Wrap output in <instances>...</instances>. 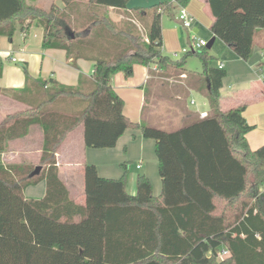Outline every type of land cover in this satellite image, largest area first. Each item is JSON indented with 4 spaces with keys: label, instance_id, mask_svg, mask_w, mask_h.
Returning <instances> with one entry per match:
<instances>
[{
    "label": "trees",
    "instance_id": "16d2710c",
    "mask_svg": "<svg viewBox=\"0 0 264 264\" xmlns=\"http://www.w3.org/2000/svg\"><path fill=\"white\" fill-rule=\"evenodd\" d=\"M187 1L126 9L128 0H86L77 8L62 0V7L52 3L45 10L32 0H0V36L11 38L14 20L37 17L43 48L64 49L72 63L93 62L91 74L72 85L33 78L23 67L24 86L0 90L27 107L0 120V264H264V143L249 147L245 135L253 126L242 106L220 110L225 71L208 65L215 57L206 45L176 59L161 51V14ZM207 1L213 36L247 60L257 31L264 30V0ZM81 8L88 11L87 28L77 30L72 15ZM109 9L122 17L113 21ZM192 54L201 59V72L185 69ZM137 63L154 64L156 75L171 67L186 71L180 73L187 86L207 101L206 114L186 111L173 130L131 121L111 77L131 75ZM79 124L85 147L112 148L127 128L153 139L160 195H152L144 174L136 177L135 194L126 192L128 161L118 178L102 177L84 163L85 200L75 203L58 175L55 152ZM34 126L42 130V168L29 176L36 165L4 164L1 156L7 142ZM43 179L44 196L26 198L24 189ZM222 249L228 253L219 257Z\"/></svg>",
    "mask_w": 264,
    "mask_h": 264
},
{
    "label": "crops",
    "instance_id": "0c3cea01",
    "mask_svg": "<svg viewBox=\"0 0 264 264\" xmlns=\"http://www.w3.org/2000/svg\"><path fill=\"white\" fill-rule=\"evenodd\" d=\"M159 1L154 0L153 3ZM54 2V0H51L50 4ZM185 5L189 13L194 17V25L191 29L181 27L186 29L187 32L193 30L200 37H208L209 40L214 38L212 44L219 49L211 52L215 57V61L218 64H223L225 71L220 88L219 108L224 111L239 106L243 107L242 115L247 123L253 126L245 137L249 147L254 149L264 143V30L257 31L252 54L247 60H243L222 40L213 36L210 30L213 16L207 0H188ZM176 8L170 15L179 23ZM11 24L13 26L11 38L2 35L7 37L8 47L0 55V90L23 87L25 84L23 67H26L29 75L33 78H54L60 83L67 85L75 84L80 74H91L93 69L91 60L78 58L75 63H72L67 58L64 49L43 48V29L28 16L21 21L14 20ZM34 26L42 29L40 33L41 40L35 46L30 47L26 41ZM203 34L205 36H202ZM177 35H179V38L183 37L179 33ZM17 36L23 44L14 47L13 39L17 38ZM33 36L37 37V33H34ZM173 37L174 35L166 34L163 39L162 36V47L164 45L163 40L164 42H169ZM9 50L11 53H8ZM13 54L17 59L14 62L11 60V57H14L12 56ZM18 62L21 63L22 68L17 65ZM217 63L216 66H218ZM153 69L154 64L143 65L137 63L133 65L131 75L126 76L120 71L114 73L111 77V84L114 90L124 101L123 112L131 121L138 122L141 119L145 121L146 118L149 121L151 115L161 114L157 115L161 116L158 117L159 119L157 118V125L167 130H173L183 124L186 118V111H208V108H206L208 104L205 98L200 109L190 108L185 102L179 108L170 105H166L163 108L160 105L157 107V104L150 105L146 97L150 80L155 77L151 72ZM184 90L182 88V91ZM186 91L189 93L196 90L188 87ZM191 100L194 101V99ZM191 100L189 104H194L195 101L191 103ZM16 102L18 101H4V99L0 98V120L2 116L27 108L25 104L21 102L16 104ZM14 106L21 107L10 112L11 107ZM145 123L148 124V122ZM80 125L82 126V124L78 126ZM78 126L66 135L55 152L58 175L68 189L70 198L75 203L83 204L85 200L84 163L94 164L97 173L102 177L118 178L123 174L122 166H120L123 161H136L134 162L136 163L135 169L127 168L125 172L126 192L135 194L136 177L138 174H144L150 180L152 195L154 197L160 195L162 181L158 170V160L153 139L144 138L138 128H127L112 148L85 147L83 143V127L82 136L80 133L77 135V142L72 139ZM41 144L42 130L34 126L27 136L7 142L5 151L1 156L2 162L4 164L25 163L37 165L41 153ZM137 164L140 165L138 168L136 167ZM45 191L46 183L43 179L36 184L28 185L24 189V195L26 198H41L44 196Z\"/></svg>",
    "mask_w": 264,
    "mask_h": 264
},
{
    "label": "rangeland",
    "instance_id": "374dc122",
    "mask_svg": "<svg viewBox=\"0 0 264 264\" xmlns=\"http://www.w3.org/2000/svg\"><path fill=\"white\" fill-rule=\"evenodd\" d=\"M54 1L57 2L59 7H62V5H63L62 0H54ZM85 1L86 0H68V7L69 8L81 7L80 4H83ZM32 2H34L37 5V7H40L41 9L46 10L48 7H50L51 0H49V1L48 0H33ZM153 2H154V0H128L126 7H127V9H132L135 7L150 8L151 6H153L155 4ZM178 9L179 8H176L177 13H178ZM82 11H83L82 8H81V10L78 11V14L80 16L79 15L78 16L72 15V17H73L72 20H74V22H72V23L74 25H71V27L74 28V26H75L77 30H79L80 28H87V25L85 24V22H87L86 20L88 19L87 15H86L88 11L87 12H85V11L82 12ZM108 13H109V15L113 21H118L122 17V11L121 10L109 9ZM80 17H82V18L85 17L84 18L85 20L83 19L84 22L81 21L82 18H80ZM33 20L37 21V17L33 18ZM179 23H177L173 19V17H171V15L169 13L163 12L161 14V26H162L163 39H164V35H166V34L174 35L173 39L169 42H164V40H163L164 45H163L161 51L163 54L168 55L172 59L181 58L183 55L187 54L188 52L187 53L181 52V49L183 47H185L186 49L189 50L190 47L192 46L193 42L194 41L196 42L198 39H203L206 42L209 41L208 37H200L199 35L195 34L193 32V30L188 31L189 34L187 35V33H188L187 30L182 28ZM41 31H42V29L40 27H37V26H34L31 29L30 35L28 36V40L26 41L28 46L31 47V46H35L36 44H38V42L41 40V34H40ZM34 33H37V37L33 36ZM178 33L183 35V37L179 38V35H177ZM202 36H205V35L203 34ZM0 38H1V40H0V55H1L2 53H4L6 51L5 48L8 47L7 46L8 39H7V37H3V36L2 37L0 36ZM13 43H14V47H18L19 45L23 44L20 41V38L18 36H17V38L13 39ZM216 49L219 50L213 44L208 48L209 52H213ZM173 52H177L178 55L176 57L173 56ZM8 53H11V51L9 50ZM12 56L15 57L14 54ZM216 63L217 62L215 60H211L208 62V65L214 66V65H216ZM20 64H21L20 62L17 63L18 66ZM20 67H21V65H20ZM185 69H188L190 71H199V72H201L203 70V63L197 54L188 55L186 57ZM180 72L185 73L186 71H184V70L182 71L180 69H176V68H172V67L167 68L166 71H163L161 75H159V74L156 75V74H154V71H153V74L155 75V77H153L150 80V83L148 85L149 87L147 90V97H146L147 102L150 105L157 104V107H159V105H160V107H162V108L165 107L166 105H170L172 107L179 108L181 105H184V102L187 103V105L190 108H193V109L202 108L201 104L203 103V100L205 97L196 91H190L189 93H187L186 89H188V87H187V84L185 83V80H184L185 76H184V74H182ZM181 87L185 90L182 91ZM0 98L4 99V101L5 100L6 101L14 100L9 95L3 94V93H0ZM191 99H194V101H195L194 104H189V101ZM16 104H18V102H16ZM18 107H21V106H18ZM18 107H15V106L11 107L10 112L17 109ZM206 108H208V106H206ZM159 113H161V112H159ZM157 115H161V114H156L155 116L151 115L150 120L147 121V118H146L145 122H148L149 125L152 124L153 126L160 127V125H157L158 124L157 120L159 119L158 117H161V116H157ZM81 132H82V126L80 125L75 129L74 136H72V139H75L74 140L75 142H77L76 140L78 139L77 135L79 133L81 135ZM134 162H136V161L129 162L127 165V168L134 170L135 164H136Z\"/></svg>",
    "mask_w": 264,
    "mask_h": 264
},
{
    "label": "built area",
    "instance_id": "2783aa9c",
    "mask_svg": "<svg viewBox=\"0 0 264 264\" xmlns=\"http://www.w3.org/2000/svg\"><path fill=\"white\" fill-rule=\"evenodd\" d=\"M177 19L180 22L181 26L186 28V29H191L192 26L194 25V17L189 13V11L187 10V8L185 6H180L179 5V9H178V13H177ZM207 42L203 39H198L196 42H193V46H191L192 48H199L201 46L206 45ZM188 51V49H186L185 47H183L181 49V52L186 53ZM9 56V54H7ZM178 53L177 52H173V56H177ZM11 60L14 62L17 59L15 57H11ZM218 68H223V64L219 63ZM191 103H194L193 100H191ZM206 114L205 111H199V116L202 117ZM140 165L137 164L136 167L138 168ZM228 251L226 249H222L219 252V257H224L225 255H227Z\"/></svg>",
    "mask_w": 264,
    "mask_h": 264
},
{
    "label": "water",
    "instance_id": "95a60500",
    "mask_svg": "<svg viewBox=\"0 0 264 264\" xmlns=\"http://www.w3.org/2000/svg\"><path fill=\"white\" fill-rule=\"evenodd\" d=\"M69 34H70L71 36H73V33H72V32H70ZM213 40H214V38H211V39L207 42L206 46H207L208 48L212 45ZM41 168H42L41 165H36V166L33 168V170L29 173V176H33V175H35V174H38V173L40 172Z\"/></svg>",
    "mask_w": 264,
    "mask_h": 264
}]
</instances>
